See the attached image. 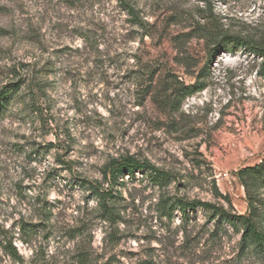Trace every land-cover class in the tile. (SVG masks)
I'll list each match as a JSON object with an SVG mask.
<instances>
[{
	"label": "rangeland",
	"instance_id": "1",
	"mask_svg": "<svg viewBox=\"0 0 264 264\" xmlns=\"http://www.w3.org/2000/svg\"><path fill=\"white\" fill-rule=\"evenodd\" d=\"M131 2L143 27L118 0H0V84L33 72L44 88L35 117L0 115V264H264V253L240 256L241 234L200 205L189 222L159 209L164 196L228 207V195L248 213L239 171L264 161V58L177 39L210 16L264 46V0ZM184 85L204 88L178 101ZM122 156L171 182L143 169L111 184ZM95 188L114 195L116 223ZM254 192L264 204L263 181Z\"/></svg>",
	"mask_w": 264,
	"mask_h": 264
},
{
	"label": "trees",
	"instance_id": "2",
	"mask_svg": "<svg viewBox=\"0 0 264 264\" xmlns=\"http://www.w3.org/2000/svg\"><path fill=\"white\" fill-rule=\"evenodd\" d=\"M119 4L133 18V23L143 27V18L136 11L131 0H118ZM197 37L206 41L208 54L211 57L224 52H235L240 47L248 48L264 58V46L243 38L240 35L233 34L223 27L218 20L207 16L203 20H196L191 26V30L184 32L178 37L179 43H185L188 40ZM203 85H184L182 92L176 95L178 101L193 95L196 91L203 89ZM44 98V88L39 76L31 72L24 78L14 75L8 81L0 84V115L14 111L24 119L35 117L41 111L42 99ZM148 169V178L154 185L165 187L171 182V173L153 164H146L134 157H125L113 159L109 164L108 173L111 184H116L122 175H135L137 170ZM239 177L246 188L249 210L247 214H238L235 212L232 201L228 195L222 196L229 205L226 207L222 203H213L209 201H187L183 198H173L164 196L159 203V209L162 216L171 219L175 208L181 209L182 219L189 222L191 219L188 210L194 209L197 205L207 210L210 219H215L220 227L226 222L230 223L234 231L241 234L239 241V254L246 256L250 251L255 253H264V227L258 219L262 216V208L257 192H254L255 186L264 182V161L256 166L246 167L239 171ZM95 193L99 198L102 217L110 222L116 223V202L113 201L114 195L107 189L101 190L95 188ZM21 229L30 235L32 228L27 223L21 224ZM25 242L28 239L24 238ZM9 253L15 260H20L17 247L13 240L6 243ZM142 262L141 264H145Z\"/></svg>",
	"mask_w": 264,
	"mask_h": 264
}]
</instances>
